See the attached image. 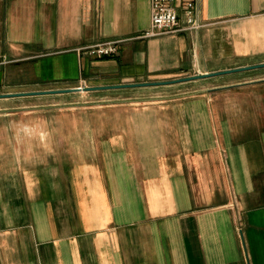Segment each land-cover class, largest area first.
<instances>
[{"label": "crops", "instance_id": "crops-1", "mask_svg": "<svg viewBox=\"0 0 264 264\" xmlns=\"http://www.w3.org/2000/svg\"><path fill=\"white\" fill-rule=\"evenodd\" d=\"M200 20L144 38L149 0H0V93L264 63V0ZM0 264H264V68L0 99Z\"/></svg>", "mask_w": 264, "mask_h": 264}, {"label": "built area", "instance_id": "built-area-1", "mask_svg": "<svg viewBox=\"0 0 264 264\" xmlns=\"http://www.w3.org/2000/svg\"><path fill=\"white\" fill-rule=\"evenodd\" d=\"M150 26L144 38L178 33H196L204 25L200 20V0H149ZM118 42L99 43L83 48L87 54L101 59L117 53ZM84 88V85L78 86Z\"/></svg>", "mask_w": 264, "mask_h": 264}, {"label": "water", "instance_id": "water-1", "mask_svg": "<svg viewBox=\"0 0 264 264\" xmlns=\"http://www.w3.org/2000/svg\"><path fill=\"white\" fill-rule=\"evenodd\" d=\"M264 63L255 64L250 66H245L241 68H234L231 70L213 72L208 74H198L189 77H183L178 79L166 80V81H155V82H145V83H131V84H119V85H108V86H96V87H84V88H66V89H55V90H40V91H29V92H14V93H0V99L7 98H18V97H31V96H43V95H55V94H70V93H79V92H99V91H108V90H122V89H134L142 87H155V86H166L174 85L189 81L208 79L213 77H220L223 75L241 73L247 71H253L258 69H263ZM3 69L0 68V87L3 82Z\"/></svg>", "mask_w": 264, "mask_h": 264}, {"label": "rangeland", "instance_id": "rangeland-1", "mask_svg": "<svg viewBox=\"0 0 264 264\" xmlns=\"http://www.w3.org/2000/svg\"><path fill=\"white\" fill-rule=\"evenodd\" d=\"M4 66H2V65H0V68H2L3 69V71H5V73H7L6 74V77L8 76V74H9V71H10V68H12V67H10V66H6V67H4ZM8 78V77H7ZM1 91H3V89L2 88H0V92Z\"/></svg>", "mask_w": 264, "mask_h": 264}]
</instances>
